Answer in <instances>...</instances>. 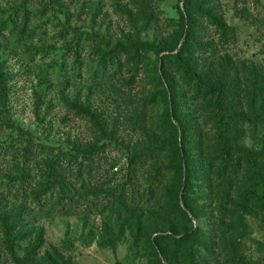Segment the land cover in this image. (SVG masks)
<instances>
[{"label":"rangeland","instance_id":"obj_1","mask_svg":"<svg viewBox=\"0 0 264 264\" xmlns=\"http://www.w3.org/2000/svg\"><path fill=\"white\" fill-rule=\"evenodd\" d=\"M204 2V7L230 28L221 33L196 17L193 41L186 47L188 55L198 65L197 71L203 69L212 77L223 66L226 79L235 77L241 91H250V80L254 82L264 70V0ZM23 10L29 15L25 30L21 29ZM181 10L183 0H0V21L11 17L15 24L11 31L0 34V75L10 87L4 100L5 118L36 143L64 150L92 146L93 172L98 164L99 173H104L101 179L115 180L112 187H134L141 193L149 187L156 158L151 160L149 152L140 153L150 144L172 141L173 136L166 129L164 101L149 119L139 113L137 104L142 93L155 89L149 79L158 58L176 52L183 43L177 31ZM138 40L153 42L164 50L149 53L137 63L138 68L129 65L115 70L109 62L101 67L99 46L109 49L116 43ZM166 71L176 83L173 89L182 103L172 121L181 117L193 126L187 139L192 144L186 146L189 192L184 199L178 191L177 175H171L162 189L165 204L161 207L155 206L153 199L113 206L92 196L77 197L55 215L26 206L12 233L26 236L14 250L23 257L37 239L40 245L23 264H159V257L167 264L162 245H155L157 256L142 249L145 238L153 237L152 231L144 228L148 226L140 228L138 242L133 236L136 217L145 216L147 225L152 226L157 214L169 220L171 228L160 226V231L170 236L180 237L185 229L200 227L216 249L221 240L225 251L217 263L209 264H229L225 258L230 243L250 264H264V206L250 212L254 204L250 191L258 193L250 175L247 172L232 182L222 179L220 162L230 157L220 162L215 158L220 132L212 127L211 112L182 84L178 72L168 66ZM236 97H232V105L244 107L246 98L242 94ZM70 102L87 107L95 119L84 115L85 111L77 114ZM16 127L14 131L4 127L0 139L14 138L20 130ZM255 134L244 128L239 143L259 150L264 161V128L259 127ZM166 144L168 149L171 144ZM185 202L192 207L186 214L181 209ZM19 206V202L0 198V264H13L1 221H13ZM237 213L244 218L239 229L232 226Z\"/></svg>","mask_w":264,"mask_h":264},{"label":"trees","instance_id":"obj_2","mask_svg":"<svg viewBox=\"0 0 264 264\" xmlns=\"http://www.w3.org/2000/svg\"><path fill=\"white\" fill-rule=\"evenodd\" d=\"M38 1L40 2V0ZM47 1L53 2V0ZM183 2L182 19L177 29L179 39H182L183 43L176 49V52L172 50L158 58L157 64L153 68L152 77L149 79L155 89L142 93L137 104L140 107L139 113L149 119L164 101L168 119L166 129L169 135L173 136L172 141H163L160 145L150 144L148 149L140 153L149 152L151 160L156 158L155 167L150 169L153 175L149 187L143 189L141 193H138L134 187L131 189H125L123 186L112 187L115 180L101 179L104 177V173H99L100 165L98 164L96 171L93 172L92 146L89 145L86 149L72 146L64 150L36 143L31 135H26L19 126L16 127L5 118L7 109L4 100L10 87H7L4 83L5 79L0 75V132L4 131L6 126L7 128L10 126L12 131H14V127L20 129L14 138L0 139V198L19 202L21 205L16 210V217L13 221L9 222V219H7L8 222L7 220L1 221L4 244L7 246L6 250L13 264H23L33 258L40 245V241L37 239L32 246L28 247L23 257H18L14 250V245L23 242L26 236L19 233L12 234L18 228L23 209L26 206L32 211L55 215L66 210L67 206L77 197L90 198L92 196L99 201L105 199L107 204H113V206H119L122 201L130 200L138 203L142 200L149 202L150 199H153L155 206L161 207L165 204L162 189L165 183L170 181L171 175H177L178 191H181L184 199L189 192L186 146L192 144L191 141L187 142V139L190 137L189 132L193 126L189 123L190 121H181V117H179L180 119L176 118L175 122L172 121L173 115L176 117L182 103L179 92L177 89H173L176 83L172 82L170 75H166L167 66L179 73L182 84L192 90V96L199 103H205L204 106L211 112L210 118L214 120L212 127L220 132L215 158L220 162L222 158L230 157L226 162H220V173L224 175L222 179L232 182L248 172L250 181L252 180L255 190L258 191V193L250 191V199L254 202L252 206L250 205V212L264 206V161L259 158V150L244 147L239 143L244 136V128H250L253 135H256L255 132L259 127L264 128V70L254 78V82L250 80V91L246 89L241 91L237 87L235 77L226 79L223 66H219L212 77L206 74L203 69L197 71L198 65L194 64L186 48L193 41L195 18L199 17L208 24L214 25L221 33L226 32V29L230 27L210 9L204 7V0H183ZM23 11L25 14L21 29L25 30L29 15H27V10ZM12 22L11 17H5L0 21L1 35L6 34V30L11 31L12 26L15 25ZM81 31L80 29L79 33ZM21 33L25 36L24 32L21 31ZM28 34L30 33L28 32ZM163 50L161 46L153 42L138 40L130 43H116L109 49L99 46L98 56L102 68L108 65L107 62L114 65L115 70L129 65L138 68L137 63L141 62L149 53L159 54ZM235 94L237 95L236 99L241 94L246 98L244 107H238L237 104L232 105V97ZM70 105L77 114L85 111L84 115L88 113L95 119L93 113L82 104L70 102ZM61 118L64 119V117ZM166 143L171 144L168 149ZM168 159H172V161L166 163ZM177 201H180V197L177 198ZM246 201L243 197L244 204L242 205H245ZM183 207L181 209L185 214L192 208L187 202L183 203ZM136 218L134 239L138 242L140 228L148 226L144 228L152 231L153 237L143 240L145 244L142 249L157 256L155 245H162L161 249L167 264L217 263L218 258L225 251L221 240L217 249L214 243H208L207 237H204V232H201L200 227L185 229L180 237H176L170 236L167 231H160V226L169 225V220L164 215H154L155 223L152 226L147 225L145 216ZM158 219L161 222H158ZM243 221L242 214L237 213L232 226L239 229ZM169 226L171 228V225ZM227 228L229 227L227 226ZM165 244L168 245L167 249L162 248ZM231 245L233 243H230V247L226 249L225 262L250 264V260ZM160 258L158 263L162 264Z\"/></svg>","mask_w":264,"mask_h":264}]
</instances>
